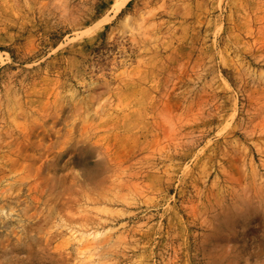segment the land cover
Here are the masks:
<instances>
[{"label":"rangeland","instance_id":"obj_1","mask_svg":"<svg viewBox=\"0 0 264 264\" xmlns=\"http://www.w3.org/2000/svg\"><path fill=\"white\" fill-rule=\"evenodd\" d=\"M115 1L0 0V264H264V0Z\"/></svg>","mask_w":264,"mask_h":264},{"label":"bare ground","instance_id":"obj_2","mask_svg":"<svg viewBox=\"0 0 264 264\" xmlns=\"http://www.w3.org/2000/svg\"><path fill=\"white\" fill-rule=\"evenodd\" d=\"M130 0H116L115 3L113 4V11L115 13L119 12L122 8H125L127 7V3L129 2ZM60 109V108H59ZM56 110V109H55ZM57 113V112H56ZM62 116V114H61ZM64 118V117H63ZM57 119V118H56ZM61 119V118H60ZM54 121V120H53ZM51 122V121H50ZM49 123V122H48ZM58 124V123H57ZM66 125V124H65ZM64 126V124H63ZM57 139V138H56ZM54 141V140H53ZM55 143V142H54ZM70 145V144H69ZM68 145V146H69ZM72 146V145H70ZM70 150V149H69ZM93 169V168H92Z\"/></svg>","mask_w":264,"mask_h":264}]
</instances>
